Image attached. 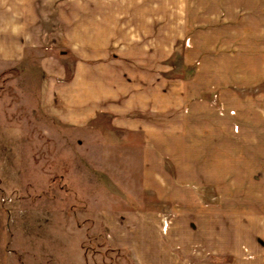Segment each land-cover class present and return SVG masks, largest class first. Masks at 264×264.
<instances>
[{
	"label": "rangeland",
	"instance_id": "1",
	"mask_svg": "<svg viewBox=\"0 0 264 264\" xmlns=\"http://www.w3.org/2000/svg\"><path fill=\"white\" fill-rule=\"evenodd\" d=\"M81 1L65 11L88 15ZM138 1L132 15L161 17L185 45L162 56L159 138L106 118L54 121L39 106L36 57L0 62L1 264H136L107 243L110 208L264 213V0ZM146 143L160 153L143 165Z\"/></svg>",
	"mask_w": 264,
	"mask_h": 264
},
{
	"label": "crops",
	"instance_id": "2",
	"mask_svg": "<svg viewBox=\"0 0 264 264\" xmlns=\"http://www.w3.org/2000/svg\"><path fill=\"white\" fill-rule=\"evenodd\" d=\"M87 2L82 15L81 0H0V62L36 57L39 106L54 121L85 128L106 118L115 130L159 138L162 56L185 49L182 37L146 14L154 0L137 2L143 15L130 13V0ZM147 150L160 146L142 144L143 165ZM101 218L108 245L130 250L136 264H264L263 212L128 207Z\"/></svg>",
	"mask_w": 264,
	"mask_h": 264
}]
</instances>
